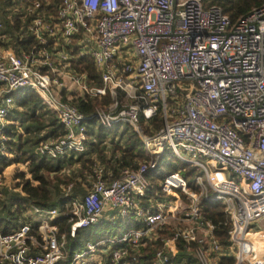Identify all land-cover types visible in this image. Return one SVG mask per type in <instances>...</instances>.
<instances>
[{"label":"built area","instance_id":"obj_1","mask_svg":"<svg viewBox=\"0 0 264 264\" xmlns=\"http://www.w3.org/2000/svg\"><path fill=\"white\" fill-rule=\"evenodd\" d=\"M11 1L12 12L29 17L24 30L38 46L25 52L0 44V156H11L5 127L12 93L27 88L64 127L61 136L35 147L38 155L83 153L89 121L96 119L135 132L152 157L116 176L94 159L83 196L49 208L30 205L29 220H18L10 232L0 228V264H139L138 248L163 230L153 264H264V4L230 23L202 0H60L54 13L52 0ZM7 37L0 34L3 43ZM76 55L92 59L101 86H88L86 74L72 69ZM65 70L73 72L77 97L109 94L110 102L82 113L61 93L69 85ZM157 115L162 126L147 134ZM164 150L195 169L193 186L177 169L159 182L163 199L144 201L146 172ZM3 173L0 167V199ZM74 187L70 181L64 194ZM201 200L221 204L225 244L215 239ZM105 211L108 222L132 217L141 226L72 250L55 222L62 212L74 237L105 221ZM178 244L188 255L178 256ZM129 249L135 252L130 259Z\"/></svg>","mask_w":264,"mask_h":264},{"label":"trees","instance_id":"obj_2","mask_svg":"<svg viewBox=\"0 0 264 264\" xmlns=\"http://www.w3.org/2000/svg\"><path fill=\"white\" fill-rule=\"evenodd\" d=\"M59 1L52 0V4L49 6L50 12L54 13V3L56 4ZM2 2L15 4L11 0H0V6H2ZM202 4L204 7L209 5L218 6L227 16L229 22L235 23L252 9L264 4V0H202ZM22 16L23 12L21 11L11 12L9 16L5 14V27H0V34H8V37L4 43L0 40V44L14 51L27 52L33 46L37 47L38 41L32 34L25 32L24 26L29 22V17L23 16L21 18ZM75 52H77V49ZM71 65L72 69L77 73L86 74V84L88 86L102 85L100 73L88 55L74 56L71 59ZM12 97L13 104L7 116L8 124L5 127V133L8 137L6 141L7 152L11 156H0V167L4 169L13 162L27 163L29 176L25 172H16L14 179L18 181L14 184L13 191L17 188L20 191L9 193L8 200L6 199L5 202L0 201V228L3 232L12 231L19 224L18 220L22 222L29 220L24 213L30 205L49 208L56 202H63V196H60L61 184L66 186L71 181V178L60 179L59 173L66 165L79 163L82 168H85L90 173L92 163L94 159H97L105 165L113 176H116L122 167H137L139 162L149 161L152 157L135 132L128 130L126 127L120 129L119 125L106 128L98 123L96 119L89 121L86 132L88 137L87 148L83 153L70 152L67 155L56 158L40 156L35 153V147L41 141L61 136L64 133V127L33 90L27 88L17 89L13 92ZM110 100L109 94L99 98L84 92L73 99L72 103L82 113L90 114L95 110L96 106L108 104ZM161 126L162 122L157 115L150 121V127L144 128V131L147 134H151ZM116 136L118 138L115 139ZM108 140L109 143H105ZM109 150L110 153H108ZM168 154L169 151L164 150L158 157L155 168L146 172V176L150 180V189L147 195L143 197L144 201H147L150 197H154L156 200L163 199L159 182L166 174L177 169L187 183L193 186L191 176L195 169L179 161L176 165H170V161L166 159ZM53 175H56V181L53 180ZM200 208L203 215L215 225L213 230L215 239L219 243L225 244L227 242L226 230L228 223L221 204L216 201L201 200ZM55 222L59 224L61 232L67 233L68 245L72 250L80 249L84 245V241L87 242L91 238L95 241L100 240L103 236V234L99 235L96 233L100 225L94 224L88 228L77 230L75 236L70 237L68 233L69 225L62 212L57 216ZM120 222H123L126 228L121 232L114 231V235L120 234L127 229L141 226L132 217L120 218L110 223L117 226ZM166 235L167 231H160L159 239L145 247L138 248L137 257H139V264H153L154 253L161 246V238ZM189 248L191 251L194 250L193 245H190ZM184 250L185 248L178 244L179 257L188 255ZM129 254L128 259L135 252L129 249ZM218 264H232V261L219 260Z\"/></svg>","mask_w":264,"mask_h":264},{"label":"rangeland","instance_id":"obj_3","mask_svg":"<svg viewBox=\"0 0 264 264\" xmlns=\"http://www.w3.org/2000/svg\"><path fill=\"white\" fill-rule=\"evenodd\" d=\"M2 6H0V22H1V26L5 27L4 24V16L6 15H10V13L12 12V10H14V6H12L11 4H7L5 2H2L1 4ZM5 29V28H4ZM7 31V29H6ZM5 33V32H4ZM6 36H8V34H6ZM56 66L59 67L61 70H63L62 66L64 64V62H58L57 59L55 60ZM65 72L67 73V76L69 77V75L73 74L72 70H65ZM67 80V84H69L71 87H77L75 83H72L69 78L64 77ZM65 79L63 81H65ZM71 82V84H70ZM13 94V93H12ZM68 95V94H67ZM77 95H79V92L77 91L76 93H73L72 95H68L71 96L69 97V101L75 99V97H77ZM13 98V97H12ZM12 108V107H11ZM99 123V120H98ZM99 125V124H97ZM125 126L124 125H119L120 129H123ZM118 138V136L115 137V139ZM88 141V138H87ZM105 143H109V140L106 141ZM169 151V150H168ZM110 153V150L109 152ZM81 154V153H78ZM168 161H170V165H176L178 164V160L172 155L169 154L166 158ZM28 164L27 163H10L6 168L3 169L4 173H3V183H2V197L0 199V201L2 200V202H5L6 199L8 200L9 198V193L12 192H18L20 191L19 188H17L16 190L13 191L14 188V184L18 181L14 179V175L16 174V172H25L27 176H29L28 173ZM205 166L208 168L210 167L209 164H205ZM85 168H82V166L79 163H73L71 165H66L62 171L59 173V177L60 179H64L66 177L71 178V181L75 182V187L69 192L68 195L64 194L63 188L65 187L64 184H61V192H60V196L62 197L63 202H68L70 198L72 197H81L83 196L89 189V184H90V178L88 177V170H86ZM52 178V176H50ZM53 180L56 181V175H53ZM6 191V192H5ZM62 201L56 202L57 206L62 205L63 203ZM139 203L141 204V202L139 201ZM143 205V204H141ZM27 216V210L24 213ZM109 212L105 211L103 213V216L101 219L105 220L102 223H98V225H100V227L96 230L97 234H103L102 239H104L105 237H109L112 238V236L114 235L113 232L114 231H119L121 232L123 229L126 228V225L123 222H120L117 224V226H114L113 223L108 222L107 217L109 216ZM109 224V225H108ZM103 225V226H101ZM116 225V224H115ZM111 232V233H110ZM95 240L93 238H91L88 242H94ZM86 241H84L83 243L85 244ZM69 243V241H67V244ZM104 260H106V257L104 258Z\"/></svg>","mask_w":264,"mask_h":264},{"label":"crops","instance_id":"obj_4","mask_svg":"<svg viewBox=\"0 0 264 264\" xmlns=\"http://www.w3.org/2000/svg\"><path fill=\"white\" fill-rule=\"evenodd\" d=\"M76 92H77V90H76L75 87H71V86L68 85V87L65 88V89H63L61 93H62L63 96L67 97L68 95H72L73 93H76ZM67 94H68V95H67ZM68 97H71V96H68ZM71 102H72V100H71ZM47 108H48V107H47ZM48 109H49V108H48ZM7 119H8V118H7ZM63 203H64V202H63ZM63 203H62V204H63ZM28 213H29V216H30V217H34L30 211H28Z\"/></svg>","mask_w":264,"mask_h":264}]
</instances>
